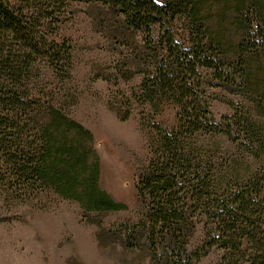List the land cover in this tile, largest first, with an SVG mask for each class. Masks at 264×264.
<instances>
[{"label":"trees","instance_id":"trees-1","mask_svg":"<svg viewBox=\"0 0 264 264\" xmlns=\"http://www.w3.org/2000/svg\"><path fill=\"white\" fill-rule=\"evenodd\" d=\"M70 3L100 4L121 19L124 80L143 76L141 104L179 109L175 130L157 127L136 183L145 214L120 228L122 246L149 264H200L214 249L223 252L219 264H264V164L221 181L199 143L221 135L264 148L250 112L217 124L208 96V88L224 89L253 100L264 115V0H24L20 9L0 0V195L25 205L50 192L79 204L84 220L129 209L100 186L92 133L41 94L43 68L62 78L73 68L71 46L49 39ZM202 223L206 240L192 252Z\"/></svg>","mask_w":264,"mask_h":264},{"label":"rangeland","instance_id":"rangeland-1","mask_svg":"<svg viewBox=\"0 0 264 264\" xmlns=\"http://www.w3.org/2000/svg\"><path fill=\"white\" fill-rule=\"evenodd\" d=\"M23 1L12 0V4L20 9ZM56 18L49 39L71 46L73 68L69 78L43 68L41 94L55 98L56 107L92 133L100 158V186L129 209L84 220L79 204L50 192L25 205H11L0 195V264H149L122 246L120 228L138 224L145 214L136 190L137 176L148 165L157 127L175 130L179 109L171 103L155 108L138 101L143 76L124 80V57L129 51L124 46L121 19L107 8L70 3ZM174 32L178 42H186L183 24H177ZM158 34L159 27H155L154 36ZM144 39L139 34L136 42L142 44ZM201 74L206 79L212 76L208 70H201ZM208 96L217 124L240 110L250 112L257 136L264 143V115L256 102L221 88H208ZM236 140L238 143H233L221 135L199 140L221 181L245 176L264 164V148L246 137ZM204 224L197 226L190 239L192 252L206 240ZM222 257L223 252L214 249L200 264H219Z\"/></svg>","mask_w":264,"mask_h":264}]
</instances>
